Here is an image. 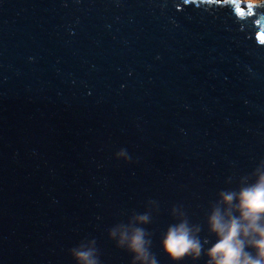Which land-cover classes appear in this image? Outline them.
<instances>
[{
	"label": "water",
	"instance_id": "obj_1",
	"mask_svg": "<svg viewBox=\"0 0 264 264\" xmlns=\"http://www.w3.org/2000/svg\"><path fill=\"white\" fill-rule=\"evenodd\" d=\"M256 7L0 0V264H77L69 250L89 240L100 264H131L109 230L145 212L152 253L173 264V208L214 242L219 193L264 162Z\"/></svg>",
	"mask_w": 264,
	"mask_h": 264
},
{
	"label": "clouds",
	"instance_id": "obj_2",
	"mask_svg": "<svg viewBox=\"0 0 264 264\" xmlns=\"http://www.w3.org/2000/svg\"><path fill=\"white\" fill-rule=\"evenodd\" d=\"M125 157L124 150L117 153ZM255 180L238 191H221L207 216L210 241L201 237V227L191 224L185 214L173 208L178 222L171 224L161 238V248L173 264L185 259L207 257L206 264H264V162L254 170ZM145 212L132 216L127 224H117L109 237L117 247L131 254V264H158L151 251L150 234L141 225L150 222ZM205 245H210L205 247ZM77 264H100L94 240L81 242L69 250Z\"/></svg>",
	"mask_w": 264,
	"mask_h": 264
},
{
	"label": "snow or ice",
	"instance_id": "obj_3",
	"mask_svg": "<svg viewBox=\"0 0 264 264\" xmlns=\"http://www.w3.org/2000/svg\"><path fill=\"white\" fill-rule=\"evenodd\" d=\"M218 2L236 4L237 0H218ZM255 3H264V0H249L248 7L251 8ZM237 12H239L241 15L244 14V10L239 6H237ZM261 38L264 40V33L261 34Z\"/></svg>",
	"mask_w": 264,
	"mask_h": 264
},
{
	"label": "rangeland",
	"instance_id": "obj_4",
	"mask_svg": "<svg viewBox=\"0 0 264 264\" xmlns=\"http://www.w3.org/2000/svg\"><path fill=\"white\" fill-rule=\"evenodd\" d=\"M243 1L249 3V0H243ZM255 5H256V4H255ZM257 5H260V4H257ZM261 5H264V3H261Z\"/></svg>",
	"mask_w": 264,
	"mask_h": 264
}]
</instances>
